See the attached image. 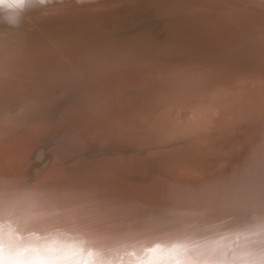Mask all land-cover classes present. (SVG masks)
Returning <instances> with one entry per match:
<instances>
[{"label": "bare ground", "instance_id": "obj_1", "mask_svg": "<svg viewBox=\"0 0 264 264\" xmlns=\"http://www.w3.org/2000/svg\"><path fill=\"white\" fill-rule=\"evenodd\" d=\"M4 264H264V0H50L0 23Z\"/></svg>", "mask_w": 264, "mask_h": 264}, {"label": "clouds", "instance_id": "obj_2", "mask_svg": "<svg viewBox=\"0 0 264 264\" xmlns=\"http://www.w3.org/2000/svg\"><path fill=\"white\" fill-rule=\"evenodd\" d=\"M49 2L50 0H0V23L19 27L26 11L46 6Z\"/></svg>", "mask_w": 264, "mask_h": 264}, {"label": "snow or ice", "instance_id": "obj_3", "mask_svg": "<svg viewBox=\"0 0 264 264\" xmlns=\"http://www.w3.org/2000/svg\"><path fill=\"white\" fill-rule=\"evenodd\" d=\"M2 243V236H0V252H2ZM0 264H4L2 255H0ZM41 264H43V262H41Z\"/></svg>", "mask_w": 264, "mask_h": 264}]
</instances>
